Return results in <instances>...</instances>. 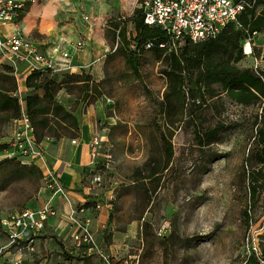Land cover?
<instances>
[{"label": "rangeland", "instance_id": "374dc122", "mask_svg": "<svg viewBox=\"0 0 264 264\" xmlns=\"http://www.w3.org/2000/svg\"><path fill=\"white\" fill-rule=\"evenodd\" d=\"M262 9L264 5L258 7ZM136 36L129 22L120 44L127 56L136 55V71L121 53L107 63L100 92L111 99L104 112L113 120L101 126L106 138L99 165L83 172L86 185L91 174L103 181L90 186L87 195L86 215L98 249L78 248L71 238L52 231L33 250L11 246L0 224V264H249L253 257L264 263V191L259 187L255 197L251 192V175L264 173V164L254 160L264 100L245 107L224 96L226 105L204 114L205 127L222 123L218 142L202 148L185 115L173 132L164 124V65L156 52L138 48ZM184 45L185 40L168 45L167 53ZM251 52L238 67L264 74V31L255 34ZM78 87L62 98L69 111L91 100L84 99ZM11 131L12 122L0 119V146L6 145ZM164 133L173 148L167 169ZM2 161L0 154V220L49 202L44 170ZM102 213L104 227L99 222Z\"/></svg>", "mask_w": 264, "mask_h": 264}, {"label": "trees", "instance_id": "16d2710c", "mask_svg": "<svg viewBox=\"0 0 264 264\" xmlns=\"http://www.w3.org/2000/svg\"><path fill=\"white\" fill-rule=\"evenodd\" d=\"M238 1L246 5L237 19L238 24L230 23L215 39L197 43L185 40L184 46L170 53L167 51L171 39L162 28L144 24L140 9L123 21V27L117 35L119 41L116 52L126 56L127 64L134 71L138 66L136 55L127 56L120 46L121 41H125L126 26L129 22L136 29L137 36L133 39L138 44V48L147 47L156 52L158 61L164 65L161 74L165 76L167 86L160 104L164 124L173 132L185 115L189 119L188 123L194 128L198 145L202 148L218 142L223 125L219 121L213 128L212 125L205 127L204 124L208 119L204 114L212 108L218 110L219 107L226 105L224 96L230 102L245 107L257 105L264 100V74L238 67V63L245 57L243 47L246 42L252 41L255 34L264 31V9L258 11V7L264 5V0H236ZM23 17L24 14L21 19ZM119 26L116 25V28L118 29ZM0 69V119L13 123L21 117L24 109L34 125L38 140L41 141L47 138L71 139L79 136V121L74 115L75 111H69L57 99L62 88L69 91L73 86H81L78 88L82 89L84 99H91L90 101L101 95L99 88H90L85 84V81H89L85 76L69 74L61 81L58 79L59 73L37 70L30 73L27 78V88L31 92L23 97L24 106H21L20 99L16 95L17 77L12 67L1 65ZM40 90L43 91L42 96L37 94ZM187 107H190V110H187ZM257 125L259 126L255 141L259 149L254 160L264 164V120L258 121ZM162 139L167 144L165 168L167 169L168 162L173 157V148L165 133ZM5 147L6 145L0 146V150ZM9 161L13 160H3L1 164ZM158 174L159 172L154 173V175ZM251 178V192L255 197L259 187L264 191V173L259 172L258 176L253 173ZM260 181L261 186H258ZM249 264H260V262L253 257Z\"/></svg>", "mask_w": 264, "mask_h": 264}, {"label": "built area", "instance_id": "2783aa9c", "mask_svg": "<svg viewBox=\"0 0 264 264\" xmlns=\"http://www.w3.org/2000/svg\"><path fill=\"white\" fill-rule=\"evenodd\" d=\"M35 1L0 0V64L11 66L16 77L22 64L30 73L37 70L51 73L71 72L74 66L70 51L59 52L57 56L52 57L43 54L37 43L19 28L21 16L25 15L26 10ZM137 8L142 11L144 24L162 28L171 39V45L175 47L181 40L197 43L217 38L230 23L238 24L237 19L246 5L236 0H138ZM6 25H11L15 31L3 35L2 28ZM247 44L251 49L249 40L243 51L246 56H251L253 52L250 50L251 53L248 54L245 50ZM85 45V41L77 43L76 52L83 51ZM104 141V136L97 130L90 143V166L99 165L100 149ZM0 154L3 160L10 159L24 167L35 166L42 170V165L47 167L43 173V182L52 194L51 200L40 208H26L0 220L11 246L20 245L33 250L36 241L45 235L49 219L58 215L53 201L57 197L68 200L69 192L61 182L59 173L47 166V152L43 140H38L34 125L24 109L21 117L13 121V132L6 147L0 150ZM88 182L90 186H101L103 181L100 175L91 174ZM89 203L87 201L79 206H71L69 227L74 245L78 248L87 247L89 252H92L98 249V244L90 228L91 217L86 215Z\"/></svg>", "mask_w": 264, "mask_h": 264}, {"label": "crops", "instance_id": "0c3cea01", "mask_svg": "<svg viewBox=\"0 0 264 264\" xmlns=\"http://www.w3.org/2000/svg\"><path fill=\"white\" fill-rule=\"evenodd\" d=\"M137 2L138 0H36L26 10L19 28L34 43H37L43 54L52 57L63 51L72 53L73 70L68 73H59V78L69 74L85 76V79L89 78L85 84L90 88L96 87L102 90L100 86L107 73V63L112 55L117 53L119 41L117 35L123 27V21L132 17L138 9ZM116 25H120L118 29ZM14 31L15 28L11 25L2 28L3 35ZM80 41L86 42L85 48L81 52H76L75 46ZM30 75L26 66L22 64L17 76L16 95L19 98L31 92L27 88V78ZM37 94L42 96L43 91L40 90ZM69 96L67 89L62 88L57 99L62 103V98H69ZM110 102L111 99L101 93L99 98L86 102L85 106L83 101L78 104L74 109L80 129L77 138L43 140L45 152H47V166L59 173L61 182L69 192V197L68 200L57 197L53 201L58 215L49 219L46 233L36 241V245L44 237H49L50 231L63 236L64 239L71 238L69 212L71 206H79L87 202V195L91 188L84 182L83 172L86 167H90V143L94 133L98 130L105 140L106 136L101 126L112 124L110 120L113 119L104 112L106 107L110 106ZM20 103L24 106V101L21 99ZM42 167L43 170L47 169L44 165ZM51 195L45 192L47 201L51 199ZM100 220V224L104 227L107 221L103 213Z\"/></svg>", "mask_w": 264, "mask_h": 264}, {"label": "bare ground", "instance_id": "6f19581e", "mask_svg": "<svg viewBox=\"0 0 264 264\" xmlns=\"http://www.w3.org/2000/svg\"><path fill=\"white\" fill-rule=\"evenodd\" d=\"M245 50H246V52L248 53V54H250L251 52H250V46L247 44L246 46H245Z\"/></svg>", "mask_w": 264, "mask_h": 264}]
</instances>
